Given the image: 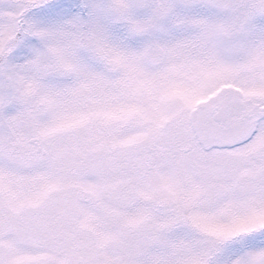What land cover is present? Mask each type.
I'll return each instance as SVG.
<instances>
[{"label":"snow or ice","instance_id":"snow-or-ice-1","mask_svg":"<svg viewBox=\"0 0 264 264\" xmlns=\"http://www.w3.org/2000/svg\"><path fill=\"white\" fill-rule=\"evenodd\" d=\"M0 264H264V0H0Z\"/></svg>","mask_w":264,"mask_h":264}]
</instances>
